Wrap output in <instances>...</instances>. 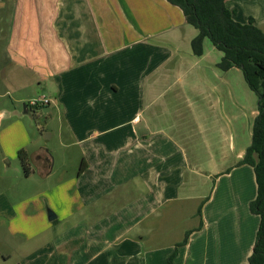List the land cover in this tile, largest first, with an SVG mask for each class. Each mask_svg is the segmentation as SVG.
<instances>
[{
    "label": "crops",
    "instance_id": "0c3cea01",
    "mask_svg": "<svg viewBox=\"0 0 264 264\" xmlns=\"http://www.w3.org/2000/svg\"><path fill=\"white\" fill-rule=\"evenodd\" d=\"M226 6L237 22L253 18L264 32V0H227ZM0 24L8 67L39 79L49 93L39 97L48 100L41 109L47 118L61 117L86 166L78 176L89 174L96 185L90 189L95 195L77 200L78 225L70 226L63 245L39 252L47 256L37 264H169L174 253L173 264L247 263L259 225L249 210L257 190L249 197L244 190L247 167L253 168L239 164L249 145H237L231 120L216 117L210 134L218 142L209 151L218 159L204 174L190 163L196 147L182 144L183 108L200 127V98L214 111L217 89L211 96L202 92L199 79L185 89V63L199 66L207 53H193L198 30L181 9L167 0H0ZM44 157L50 161L43 153L37 160L46 168ZM226 159H233L230 167ZM202 174L221 184L219 198L193 194ZM235 175L243 195L237 211L226 196L232 185L222 180ZM201 200L186 245L166 242L177 207ZM46 217L51 224L58 219L48 204ZM71 217L70 211L64 219ZM241 235L246 250L236 263L233 240Z\"/></svg>",
    "mask_w": 264,
    "mask_h": 264
},
{
    "label": "rangeland",
    "instance_id": "374dc122",
    "mask_svg": "<svg viewBox=\"0 0 264 264\" xmlns=\"http://www.w3.org/2000/svg\"><path fill=\"white\" fill-rule=\"evenodd\" d=\"M9 25L7 23L4 26L9 28ZM1 26L3 25L0 24ZM193 27L192 29H195ZM195 31L197 32L196 29ZM5 44L6 38L0 35V112H6L0 124V264H37L39 259L47 256L46 253L42 255L39 252L63 245L64 236L70 226L73 225L74 228L78 225L75 212L77 200L82 196L86 198L90 194L95 195L90 189L96 185H91V175L78 176L81 151L72 140L68 141L61 117L54 114L47 118L39 107L26 112L24 104L38 100L42 94L48 97L49 93L42 90L43 85L39 84L36 76H27L8 67L5 61ZM204 49L207 58L201 61L199 66L185 63L184 68L189 71V84L185 89L190 91L192 84L199 79L196 82L201 84L202 92L211 96V89H217L212 98L216 100L217 106L213 111L209 107V101L200 98V127L195 125V116L189 112L186 105L183 108L184 118L181 119L184 120L182 144L189 147L193 145L197 151L196 156L191 157L190 163L195 169L206 174L213 172L218 159L212 158L209 151L210 145L218 142L210 134L214 121H217L216 117H220L219 121H223L224 117L230 119L232 136L236 135L237 145L248 146L251 144L252 126L258 113V97L247 85L239 68H233L226 73L218 68L223 53L214 49L208 38L203 41V51ZM214 63H217L216 67ZM192 134H195V138L192 142H187ZM21 150L26 152V164L20 157ZM42 153L50 157L49 168H43L36 158ZM225 163L230 167L233 159H226ZM247 169L244 190L246 197H249L255 193L256 187L252 169ZM200 180L194 195L200 196L201 199H206L211 194L216 199L220 197L223 189L221 191V184L217 187L214 177L207 179L202 174ZM222 180L232 185V189L226 191V196L229 206L234 208L243 198L242 191L238 189L240 185L237 183V175L232 179ZM108 183L112 185L115 180ZM98 193L101 194L100 191ZM199 203L200 201H185L177 207V211L167 223L169 232L166 242H183L186 235L189 236L186 231L198 226L200 216L194 215L202 206L203 200ZM47 204L58 215L53 224L48 222L46 217ZM234 210L237 211L236 208ZM70 211L73 217L65 220V214ZM234 234L238 236L237 233ZM245 242L242 235L233 240L237 245L236 263L239 261L240 250H246ZM87 260L91 259L87 257ZM76 264L83 263L77 261ZM89 264L95 263L90 261Z\"/></svg>",
    "mask_w": 264,
    "mask_h": 264
},
{
    "label": "trees",
    "instance_id": "16d2710c",
    "mask_svg": "<svg viewBox=\"0 0 264 264\" xmlns=\"http://www.w3.org/2000/svg\"><path fill=\"white\" fill-rule=\"evenodd\" d=\"M167 1L181 9L187 23L198 30L191 42L193 53L201 56L204 39H210L215 49L223 53L218 68L222 71L239 68L247 85L258 97L251 144L239 164L253 168L257 191L255 199L249 203V210L259 217L253 252L246 264H264V32L255 25L253 18L245 24L237 22L234 13L226 6L227 0ZM19 154L26 164L25 150ZM85 168L82 161L79 173ZM187 240L188 234L179 246L186 245ZM175 256L176 253L169 257V264H173Z\"/></svg>",
    "mask_w": 264,
    "mask_h": 264
},
{
    "label": "built area",
    "instance_id": "2783aa9c",
    "mask_svg": "<svg viewBox=\"0 0 264 264\" xmlns=\"http://www.w3.org/2000/svg\"><path fill=\"white\" fill-rule=\"evenodd\" d=\"M46 104H48V100L45 99L44 97H41L38 100H32L29 102V105L31 107H37V106L42 107L43 105H46Z\"/></svg>",
    "mask_w": 264,
    "mask_h": 264
},
{
    "label": "water",
    "instance_id": "95a60500",
    "mask_svg": "<svg viewBox=\"0 0 264 264\" xmlns=\"http://www.w3.org/2000/svg\"><path fill=\"white\" fill-rule=\"evenodd\" d=\"M27 104H24V107L26 108ZM6 116V112H0V124L3 120V118ZM49 216V220H54L55 219V215L52 212L48 213Z\"/></svg>",
    "mask_w": 264,
    "mask_h": 264
},
{
    "label": "flooded vegetation",
    "instance_id": "af4514ba",
    "mask_svg": "<svg viewBox=\"0 0 264 264\" xmlns=\"http://www.w3.org/2000/svg\"><path fill=\"white\" fill-rule=\"evenodd\" d=\"M36 109V108H38V106L37 107H31L30 105L29 106H26V112H29L31 109ZM40 109H41V107H39ZM45 156V155H44ZM38 157V155L36 156V158ZM44 159H46V162H47V164H46V167H50L49 165H50V161H49V159L47 158V157H44Z\"/></svg>",
    "mask_w": 264,
    "mask_h": 264
}]
</instances>
